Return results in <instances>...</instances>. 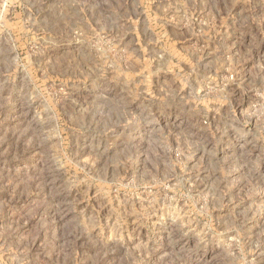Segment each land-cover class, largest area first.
Returning a JSON list of instances; mask_svg holds the SVG:
<instances>
[{
	"label": "rangeland",
	"instance_id": "obj_1",
	"mask_svg": "<svg viewBox=\"0 0 264 264\" xmlns=\"http://www.w3.org/2000/svg\"><path fill=\"white\" fill-rule=\"evenodd\" d=\"M0 264H264V0H0Z\"/></svg>",
	"mask_w": 264,
	"mask_h": 264
}]
</instances>
